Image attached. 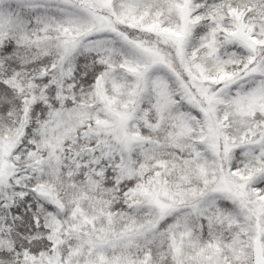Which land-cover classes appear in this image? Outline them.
Masks as SVG:
<instances>
[{
    "label": "snow or ice",
    "instance_id": "6c2138e0",
    "mask_svg": "<svg viewBox=\"0 0 264 264\" xmlns=\"http://www.w3.org/2000/svg\"><path fill=\"white\" fill-rule=\"evenodd\" d=\"M0 264H264V0H0Z\"/></svg>",
    "mask_w": 264,
    "mask_h": 264
}]
</instances>
